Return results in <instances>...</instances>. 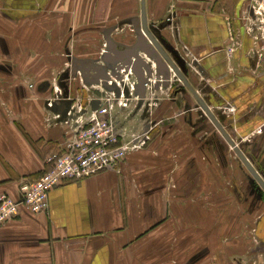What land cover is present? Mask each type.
Wrapping results in <instances>:
<instances>
[{
	"label": "crops",
	"instance_id": "1",
	"mask_svg": "<svg viewBox=\"0 0 264 264\" xmlns=\"http://www.w3.org/2000/svg\"><path fill=\"white\" fill-rule=\"evenodd\" d=\"M144 1L148 26L164 48L180 58L185 50L193 53L217 104L236 106L228 133L251 137L264 122V41L249 26L261 0ZM142 8V0H1L0 193L17 197L21 181L39 177L65 140L64 125L54 117L59 109H49L47 98L70 58H78L73 67H86L96 57L93 35L106 36L110 26H131L122 42L134 41ZM145 45L147 39L138 40L137 46ZM127 49L112 55L124 58ZM191 84L205 89L198 77ZM181 101L162 103L159 129L119 168L57 186L47 212L21 208L0 226V264H171L173 249L187 250L189 236L175 241V223L225 183L218 156L212 152L206 162L198 130L190 128L196 114L177 113ZM209 183L216 190L211 196ZM259 232L264 240V210Z\"/></svg>",
	"mask_w": 264,
	"mask_h": 264
},
{
	"label": "rangeland",
	"instance_id": "2",
	"mask_svg": "<svg viewBox=\"0 0 264 264\" xmlns=\"http://www.w3.org/2000/svg\"><path fill=\"white\" fill-rule=\"evenodd\" d=\"M253 13L252 10V19L256 23L262 24L260 20L264 16L260 15L258 19L253 16ZM249 21V26L252 27L254 22L251 19ZM121 26L108 27L106 36L100 35L97 36V39L93 35L90 46L96 57L90 59H98L105 47L108 55L116 54L110 49L111 43L116 44V49L123 47L132 49L136 55L135 63L130 62L129 68L135 73L133 79L137 78L141 86L142 90L140 89L139 95L142 100L137 105H129L126 111L121 113L123 126L129 134L148 129L151 126L157 127L158 130L163 119L157 122L158 118L162 116H158L157 109L168 99H182L183 105L177 109V113L196 114L197 122L192 123L190 128L193 131L198 130L197 140L202 147L204 146V160L210 161L212 152L218 156L219 161L216 162L221 165L219 176L225 183L220 185L218 194L207 198V200H205L206 198L201 199V203H192L191 210H188V213L185 210L182 217L175 223L177 226L175 231L177 239L175 241L181 235L188 234L189 244L187 250H182L180 253L173 249L175 255H173L171 264H264V240L261 239L259 232L260 215L264 210V187L156 46L150 40H147L145 46H137L142 33H137L134 41L125 44L122 42L126 38L125 31L131 26H123L124 31ZM140 29L142 28L140 27ZM253 32L259 34L260 40L264 41V30L255 27ZM146 39H148L147 36ZM169 52L190 83L195 82L197 77L200 79L201 85L205 86V89L200 91L203 92V96L199 91L197 92L208 103L210 110L219 119L226 131L233 130V119L237 116L238 110L233 103L231 104V101L223 100L217 104L215 101L218 98L217 93L212 89L208 76L201 73L200 67H198L199 59L186 50L181 58L179 52L174 51L177 57L173 51ZM104 54L107 55L106 52ZM109 57L115 58L113 55ZM70 59L74 61L78 58L71 57ZM107 60L112 61L109 58ZM190 69L194 72H191ZM71 70L68 67V74H61L58 77L62 78L61 84L67 85L68 92L72 83L78 87V81H74ZM145 82L153 86L160 87L163 85V89H159L156 96L151 98L153 95H150V91L148 95ZM168 87L170 88L167 89ZM63 89L65 90L64 86ZM185 95L193 98V102L192 100L183 101ZM212 102L214 104H210ZM230 107L233 109H229ZM125 116L126 119H124ZM156 122H160L158 126H154ZM259 128L256 127L253 130L251 137L233 135V140L235 139L234 141L264 180V126L262 131ZM229 135L232 137L231 134ZM205 189L210 196L212 191L214 194L216 193L215 188H212L210 183ZM197 205L198 208H196ZM198 210L202 216H199ZM196 224L200 228H196ZM212 228L219 232V239H217L218 234L212 233ZM203 232H208V234Z\"/></svg>",
	"mask_w": 264,
	"mask_h": 264
},
{
	"label": "built area",
	"instance_id": "3",
	"mask_svg": "<svg viewBox=\"0 0 264 264\" xmlns=\"http://www.w3.org/2000/svg\"><path fill=\"white\" fill-rule=\"evenodd\" d=\"M253 12L255 18L264 16V0L253 5ZM250 19L254 22L251 30L255 27L264 30V17L260 20L262 24L256 23L252 16ZM138 33L145 35L142 29ZM109 56L112 55H108L105 47L98 59L86 61V67H73L70 60L68 66L78 87L72 83L67 95L58 80H54L47 107H58L54 117L63 123L66 138L60 149L50 155L49 167L39 177L21 181L17 197L0 193V226L15 218L21 208L32 213L47 212L54 188L117 169L131 152L147 146L151 140L153 126L129 134L121 119V113L129 105L142 100L138 79H133L135 73L129 68L130 62L135 63L136 55L113 59ZM145 86L148 95L149 91L153 95L151 98L163 89V85L153 86L148 82Z\"/></svg>",
	"mask_w": 264,
	"mask_h": 264
},
{
	"label": "water",
	"instance_id": "4",
	"mask_svg": "<svg viewBox=\"0 0 264 264\" xmlns=\"http://www.w3.org/2000/svg\"><path fill=\"white\" fill-rule=\"evenodd\" d=\"M142 24L141 28L145 35L148 37V39L156 46V48L159 50V52L165 57V59L168 61V63L171 65V67L175 70L177 75L181 78V80L184 82V84L188 87V89L194 94L196 99L199 101L201 106L205 109L209 117L213 120L215 125L221 130L225 138L228 140V142L231 144V146L236 150V152L239 154V156L242 158V160L245 162V164L248 166L250 171L253 173V175L258 179V181L261 183V185L264 187V180L261 178L259 173L255 170L249 159L245 156L243 151L240 149L238 144L233 140V138L229 135V133L226 131L224 126L221 124L219 119L214 115V113L210 110L209 106L205 102V100L199 95V93L196 91V89L193 87V85L189 82L186 75L183 73L177 62L171 57V55L168 53V51L163 47V45L159 42L158 38L155 36L154 32L149 28L146 18V11H145V1L142 0ZM139 41H144V37L140 36ZM111 43V42H110ZM111 50L114 52H117L116 50V44L111 43ZM124 57H130L132 55H135L132 49H127V51L122 54ZM111 58V57H110ZM113 59V58H111ZM75 59L74 61H76ZM91 62V60H86ZM83 62V61H82ZM68 74V72L66 73ZM60 85L63 87V84L60 83ZM141 89V86H140ZM142 90V89H141ZM65 94H68V87L65 88Z\"/></svg>",
	"mask_w": 264,
	"mask_h": 264
},
{
	"label": "bare ground",
	"instance_id": "5",
	"mask_svg": "<svg viewBox=\"0 0 264 264\" xmlns=\"http://www.w3.org/2000/svg\"><path fill=\"white\" fill-rule=\"evenodd\" d=\"M144 39H146V36L144 35ZM148 40V39H147Z\"/></svg>",
	"mask_w": 264,
	"mask_h": 264
},
{
	"label": "flooded vegetation",
	"instance_id": "6",
	"mask_svg": "<svg viewBox=\"0 0 264 264\" xmlns=\"http://www.w3.org/2000/svg\"><path fill=\"white\" fill-rule=\"evenodd\" d=\"M263 113H264V111H263ZM263 118H264V116H263ZM263 124H264V122H263Z\"/></svg>",
	"mask_w": 264,
	"mask_h": 264
}]
</instances>
